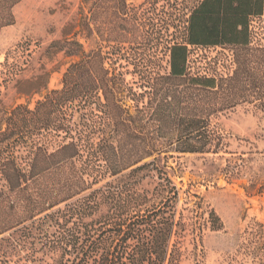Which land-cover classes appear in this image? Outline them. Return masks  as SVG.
<instances>
[{"label":"trees","instance_id":"16d2710c","mask_svg":"<svg viewBox=\"0 0 264 264\" xmlns=\"http://www.w3.org/2000/svg\"><path fill=\"white\" fill-rule=\"evenodd\" d=\"M22 1L0 0V33ZM188 1L166 74L137 56L117 73L113 59L67 38L48 49L77 59L61 89L48 91L49 73L17 83L20 96L42 99L6 111L0 126V264H205V232L224 223L198 195L178 211L168 153L228 154L217 121L239 106L264 116V46H252L264 0ZM212 49L229 53L228 67L221 56L191 60ZM222 171L264 196V167L236 155ZM248 235L240 253L261 248L249 241H264V225Z\"/></svg>","mask_w":264,"mask_h":264},{"label":"rangeland","instance_id":"374dc122","mask_svg":"<svg viewBox=\"0 0 264 264\" xmlns=\"http://www.w3.org/2000/svg\"><path fill=\"white\" fill-rule=\"evenodd\" d=\"M191 6L188 0H23L13 9L15 24L0 33V126L6 111L19 105L33 109L42 99L20 96L18 82L49 73L48 91L63 87V76L77 59L64 52L49 54L57 41L68 38L79 41L86 52L101 51L113 59L107 60V68L117 73L133 71L136 56L152 61L146 68L168 73V49L182 42L177 29H183ZM252 34V46H264V16L253 21ZM221 52L192 51L191 60L214 59ZM226 54L220 61H227L228 67ZM133 78L125 74L131 84ZM133 87L141 91L136 84ZM217 128L227 137L230 154L168 153V166L174 169L171 177L182 192L178 211L191 208L193 195H198L223 221L224 230L205 232V264H264L263 238L252 246L250 237V247H261L255 253L251 249L239 252L253 227L264 225V196L247 191L246 179H234L222 171L236 155H243L254 169L264 167V116L239 106L221 117ZM173 134L164 130L161 136ZM155 184L149 178L143 182L146 189Z\"/></svg>","mask_w":264,"mask_h":264}]
</instances>
